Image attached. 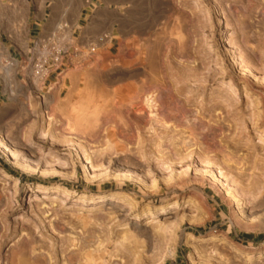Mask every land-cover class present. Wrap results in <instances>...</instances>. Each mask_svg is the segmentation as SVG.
Returning <instances> with one entry per match:
<instances>
[{"label":"rangeland","instance_id":"1","mask_svg":"<svg viewBox=\"0 0 264 264\" xmlns=\"http://www.w3.org/2000/svg\"><path fill=\"white\" fill-rule=\"evenodd\" d=\"M27 4L0 0L17 50ZM112 35L66 92L0 107L35 168L0 151V264H264V0H133Z\"/></svg>","mask_w":264,"mask_h":264},{"label":"crops","instance_id":"2","mask_svg":"<svg viewBox=\"0 0 264 264\" xmlns=\"http://www.w3.org/2000/svg\"><path fill=\"white\" fill-rule=\"evenodd\" d=\"M27 4V45L42 37L52 30L60 22L67 23L72 30L73 43L85 47L93 44L96 38L102 34H108L112 42L114 30L121 28V21L124 13L133 0H25ZM76 33V35H74ZM0 55L11 58L13 63L5 70L0 68V107L9 101V94L12 96H25L27 88L31 92L40 95L43 102H47L56 93L60 95L66 92L74 84L77 76L76 69L68 68L74 63L80 64L75 55L69 53L66 56L64 66L51 72L44 81H37L30 76L27 59L28 48L16 49V39L2 36L0 34ZM14 46V48H11ZM23 55L26 60H24ZM27 62V64H23ZM21 75H23L22 78ZM24 83V84H23ZM25 84L27 86H25ZM42 91H45L42 93ZM45 102V103H46ZM29 107L36 106L29 100ZM43 108V107H42ZM44 111L45 108H43ZM49 115L48 111L44 112ZM50 116V115H49ZM30 130H26V132ZM3 137V136H2ZM4 138V137H3Z\"/></svg>","mask_w":264,"mask_h":264},{"label":"built area","instance_id":"3","mask_svg":"<svg viewBox=\"0 0 264 264\" xmlns=\"http://www.w3.org/2000/svg\"><path fill=\"white\" fill-rule=\"evenodd\" d=\"M72 30L67 23L56 24L50 33L36 38L28 48L27 59L30 76L37 81H44L51 72L64 66L66 56L71 51L78 60L85 59L95 52L96 47L110 39L108 34L98 36L93 44L81 46L73 43ZM1 48V43H0ZM11 58L0 55V68L7 69L12 65Z\"/></svg>","mask_w":264,"mask_h":264},{"label":"bare ground","instance_id":"4","mask_svg":"<svg viewBox=\"0 0 264 264\" xmlns=\"http://www.w3.org/2000/svg\"><path fill=\"white\" fill-rule=\"evenodd\" d=\"M152 97V96H151ZM149 95H146V96H143L142 100H141V109H139L137 112L138 113H141V112H145L146 115L148 117H154V114L153 113V105H152V99ZM45 112V111H44ZM43 112V120H42V124L43 126H45L46 124H49L51 119H50V116L45 114ZM136 112V113H137ZM44 129V128H43ZM41 136H45L46 135V131L43 130L42 132H40ZM136 138V137H135ZM75 148V147H74ZM85 148V147H84ZM0 151L7 157L9 158L11 161L17 163L19 166H21L23 169L27 170V171H31V170H34V166L27 160V159H23V160H17V157L19 156L18 153L16 151H14L13 149H11L8 144L3 140L2 137H0ZM83 151V149H82ZM81 151V152H82ZM78 153V152H77ZM86 153V152H85ZM40 155L44 161V163L46 164V166L48 167H52L53 164H55L56 162H58V158L55 157L53 154H49V153H44V152H40ZM83 159V158H82ZM78 160V159H77ZM87 160V159H85ZM87 162V161H86ZM63 164V163H61ZM85 164V163H84ZM83 164V165H84ZM88 166V165H87ZM86 166V167H87ZM85 167V168H86ZM94 168V167H93ZM89 169H92V168H89ZM54 170V169H53ZM86 171V170H85ZM91 171V170H90ZM84 172V171H83ZM88 172V171H87ZM5 176H9L7 173L4 174ZM3 175V176H4ZM85 175V174H84ZM127 175V174H126ZM125 175V176H126ZM90 176V174L88 175ZM86 177V176H85ZM88 178V177H87ZM124 178V177H123ZM90 179V178H88ZM58 187V185H56ZM40 188L43 190V191H47L49 190L50 186H40ZM112 197L113 196V193H107L105 195H99L97 196L98 198H103V197ZM94 198V197H93Z\"/></svg>","mask_w":264,"mask_h":264},{"label":"trees","instance_id":"5","mask_svg":"<svg viewBox=\"0 0 264 264\" xmlns=\"http://www.w3.org/2000/svg\"><path fill=\"white\" fill-rule=\"evenodd\" d=\"M9 173L14 175V173H13L12 171H9ZM9 173H8V174H9ZM243 236H244V237H251L250 234H243Z\"/></svg>","mask_w":264,"mask_h":264}]
</instances>
